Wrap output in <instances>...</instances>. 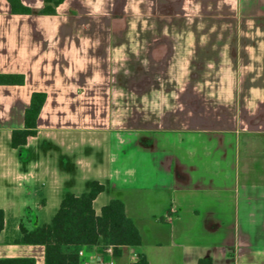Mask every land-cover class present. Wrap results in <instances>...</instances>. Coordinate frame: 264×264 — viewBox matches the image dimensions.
Wrapping results in <instances>:
<instances>
[{"label":"crops","instance_id":"obj_1","mask_svg":"<svg viewBox=\"0 0 264 264\" xmlns=\"http://www.w3.org/2000/svg\"><path fill=\"white\" fill-rule=\"evenodd\" d=\"M21 1L33 13L0 0V73L24 76L0 85L2 187L33 186L20 163L45 155L41 141L69 149L79 138L96 175L77 187L68 167L45 164L58 205L96 179L97 215L118 195L130 217L129 190L134 205L149 199L153 220L171 224L169 241L141 236L116 264L132 251L148 264H264V0H64L51 15L38 13L44 0ZM33 92L46 94L37 134L14 149ZM0 208V258L45 264L43 245L4 240L9 217L14 234L23 211ZM88 253L94 264L112 257L100 246Z\"/></svg>","mask_w":264,"mask_h":264},{"label":"trees","instance_id":"obj_2","mask_svg":"<svg viewBox=\"0 0 264 264\" xmlns=\"http://www.w3.org/2000/svg\"><path fill=\"white\" fill-rule=\"evenodd\" d=\"M64 0H44L39 14L51 15ZM12 13L31 14L33 9L21 0H7ZM23 74L0 73V85L23 84ZM44 92H33L29 106L24 112V127L11 133L10 146L23 148L29 136L37 134V118L45 101ZM25 158H21V163ZM30 158H28L29 160ZM104 190V185L96 179L88 183L86 190L80 193L65 191L60 203L49 222L33 227L27 226L22 219L18 222L12 243L40 244L45 250V264H79L78 250L91 249L94 246L106 248L112 246L114 259L121 257L124 247H136L141 244L139 229L127 216L123 201L111 198L96 214L93 201ZM4 228V211L0 208V232ZM208 261L201 259L198 264ZM0 264H35L32 257L0 258ZM136 264H148L144 254H139Z\"/></svg>","mask_w":264,"mask_h":264},{"label":"rangeland","instance_id":"obj_3","mask_svg":"<svg viewBox=\"0 0 264 264\" xmlns=\"http://www.w3.org/2000/svg\"><path fill=\"white\" fill-rule=\"evenodd\" d=\"M76 143L77 147L70 146L69 149H67L66 146L54 148L48 147L45 144L42 145L41 141L38 148L39 151H44L45 155L43 157H40L41 152H34L35 157L33 158V161L35 162H33L31 166V161L28 159V161L26 160V164L20 163L22 164L23 169L29 171L30 168L31 172L36 177V181H33V186L30 189H28L26 186L23 187L21 182L20 185L18 184V182H15V188H3V182L0 180V207L6 208L8 212H10V209L15 208V211H17L19 208L23 211V214L17 218V224L20 219H22L25 223L27 221L26 218L38 219L39 224L50 221L58 206V193L60 191L59 189L53 187L51 178L47 177L49 175L48 172H50L52 168H55L56 170L59 169L61 173H63L62 170H67L69 168L71 172V178L73 177L78 184L76 185L77 187L83 185L80 179L81 177L86 176L91 179L94 175H96L93 168H90V164L88 163V161L90 162V159H96V157L93 158L91 156V154L93 153L92 148L87 143L84 144L83 142H81L79 138L76 140ZM20 154H22V151L20 152ZM22 156H24V153ZM23 158H25V156ZM23 161H25V159ZM45 164H47V166H49V168L51 169H48L47 171L48 167L45 168ZM79 181L82 184H79ZM59 186L62 187L61 182ZM19 191H21V193L18 194V196L14 195V193L16 194ZM105 196L106 195H102L100 198H98V200L96 201L97 206H99L104 201ZM122 197L124 198L125 204L129 209V216L134 218V221L140 230L141 236L144 240V244H149L151 243V241H169V239L167 238V233H169L168 231L170 230L171 224H163V221L162 224H159L158 222H155L153 220V218L151 217L153 210H151L149 206L150 204H147L150 203L149 199L144 200V204L142 206V204H133V202L136 203V200H138L139 196L134 195L129 190L124 191ZM15 223L16 222H12L9 217V221L7 223L8 232L7 234H5L4 240L12 241V239L14 238L11 227L12 224ZM143 246L144 245L142 244V247Z\"/></svg>","mask_w":264,"mask_h":264},{"label":"built area","instance_id":"obj_4","mask_svg":"<svg viewBox=\"0 0 264 264\" xmlns=\"http://www.w3.org/2000/svg\"><path fill=\"white\" fill-rule=\"evenodd\" d=\"M88 250L89 249L86 248H80L78 250V256L80 260L79 264H94L89 257ZM106 251L112 254L113 253L112 246L106 247ZM129 257H130V262L128 264H136L139 260V254L134 251L130 252ZM96 264H116V263H115V259L112 256L110 259L99 258Z\"/></svg>","mask_w":264,"mask_h":264}]
</instances>
